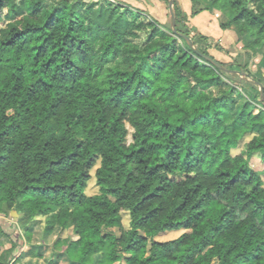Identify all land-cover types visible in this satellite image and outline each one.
Wrapping results in <instances>:
<instances>
[{"label": "trees", "instance_id": "1", "mask_svg": "<svg viewBox=\"0 0 264 264\" xmlns=\"http://www.w3.org/2000/svg\"><path fill=\"white\" fill-rule=\"evenodd\" d=\"M192 1L193 16H228L244 66L210 53L176 0L178 31L224 69L118 1L0 0V214L19 215L28 243L45 218L46 235L72 229L53 243L69 264H264V179L250 164L264 160V75L249 68L264 65V0Z\"/></svg>", "mask_w": 264, "mask_h": 264}, {"label": "rangeland", "instance_id": "2", "mask_svg": "<svg viewBox=\"0 0 264 264\" xmlns=\"http://www.w3.org/2000/svg\"><path fill=\"white\" fill-rule=\"evenodd\" d=\"M58 1L59 0H44V4L47 6H53ZM86 1H89V0H86ZM110 1H113V2L118 1V2H121L123 4L130 5L131 7L135 8V9H141L145 12H148L147 13L148 15L154 16L155 18H158L159 21H160V19H162V17H165V15H166L167 16L166 22L162 23L160 21V23L166 25V28H170L171 19H170V12H169V0H110ZM205 1L207 3H209L208 6H210V2H209L210 0H205ZM14 2L19 3L20 0H14ZM176 2L178 3V5H180L185 10V13L187 14L186 17L188 18V20L190 22V19L193 17L192 6H191L192 1L191 0H176ZM201 4L204 5V3H201ZM199 26L203 27L202 25H199ZM209 29H210L209 31H205V32L212 34L217 30V25H215V23L212 22V24H209ZM230 42H231V40L230 41L225 40V43H227V44H230ZM209 45H210V50H209L210 53H212L214 56H216V58L224 59L227 61H230V58L232 57L228 54L229 52H231V51L240 52L241 56L239 55V56H237V58L240 57L239 60L242 62L243 66L247 63V61L251 57V54L249 56H246V53H244V50L237 49L236 45H232L231 47L227 48L225 50L226 53L220 52L218 49H216L214 40ZM259 57H261L260 59L262 61L264 60V58H262L263 57L262 53L259 54ZM258 65L259 64H256L255 66H253L252 63H250L249 68L257 76H263L264 75V65H262V66H258ZM250 137L251 136L249 135L244 142L248 141V139H250ZM243 143L240 145V148H238L234 151L235 153L239 152L242 149ZM250 164H251L252 168L254 170H256L264 179V160L262 159L261 155H259V154L254 155L250 160ZM99 165H100V161H97V163L94 165V167L90 171L92 177L88 181V184L86 187L87 195H94V194L99 193V186L96 184V178L94 175L95 171L99 167ZM18 218H19V215H15L12 212L8 216L0 214V228H2L6 232L5 234L0 233V238L4 239L5 241L8 240L9 248H10L11 241L14 240V241H16V243H18L20 245L25 244L27 246L26 248L28 249L30 247L31 243L27 242L22 228L18 225V223H17ZM39 221H40V223L35 227V231H34L33 237H32V242L35 244H38V245H42L44 250H41V252L43 254L40 258H42V260H43L42 263H48V259H50L54 255L52 253V251L57 252V250L53 246V243L55 242V240L58 237L66 238V237L73 236V231H72V229H68V230H65L63 232L56 231L51 235H46V234H44V231H43V227L45 225V218H40ZM123 225L125 227L128 225V216L126 214L123 216ZM109 230L113 231L117 235L120 234L119 228H113V229H109ZM179 234H180V232L171 231V232L164 233L161 236H158V239L168 240V239L175 238ZM1 245H3V244H1ZM9 248H7V249H9ZM11 264H16V263H14V261L12 260ZM61 264H67V259L65 258ZM115 264H126V263L124 261H120V262H117Z\"/></svg>", "mask_w": 264, "mask_h": 264}, {"label": "crops", "instance_id": "3", "mask_svg": "<svg viewBox=\"0 0 264 264\" xmlns=\"http://www.w3.org/2000/svg\"><path fill=\"white\" fill-rule=\"evenodd\" d=\"M166 20H167L166 15L165 17H162V19H160L162 23H165ZM226 20H228V16L223 11L213 8L210 10H202L201 12H199V14L194 15L190 19L189 24L192 29H195L196 31H199L209 36L211 40L214 39L218 41L225 49H227L231 47L232 45H235L237 41V33L233 29L220 28V23ZM212 22L215 23V25H217V30L212 34H209L208 32H205V31L210 30L209 24H212ZM199 25H202L203 27H200ZM225 40H228V41L231 40L230 44L225 43ZM239 53L240 52L238 51L232 52L231 55L236 57ZM0 243L3 244V245L0 244V251L1 250L4 251V249L6 250L7 248H9L8 240L5 241L4 239L0 238ZM32 246H35V247L32 249L31 248ZM26 247L27 246L25 244L21 246L19 254L17 255V257L13 259L14 263L16 264H49L50 263L49 261L52 259L53 260L52 264H61L62 261H64V259L66 258L65 256H62V255L59 256L58 252L52 251V253L54 254L53 257L48 259V263H42L43 262L42 258L36 255L37 252H40L41 254H43L41 252V250H44L42 245L33 243V245H30L28 249ZM67 264H69L68 261H67Z\"/></svg>", "mask_w": 264, "mask_h": 264}, {"label": "water", "instance_id": "4", "mask_svg": "<svg viewBox=\"0 0 264 264\" xmlns=\"http://www.w3.org/2000/svg\"><path fill=\"white\" fill-rule=\"evenodd\" d=\"M175 0H169V12H170V19H171V23H170V28L172 30L173 33L178 34L179 36L183 37L186 39V41L188 42L189 46L191 48H193L199 55H201L202 57H204L206 60H208L209 62L213 63L215 66L219 67L220 69H224V65L222 63H220L217 59H215L214 57H212L211 55H207L205 53H203L192 41L191 37H189L187 34L179 32L177 29V20H176V11H175ZM241 73V71H239ZM242 76L244 78H247L244 74H242ZM249 79V78H247ZM250 80V79H249ZM254 82L259 86V90H260V94H261V98L264 101V85L262 82L260 81H256L254 80ZM15 215H18L15 212H12Z\"/></svg>", "mask_w": 264, "mask_h": 264}]
</instances>
